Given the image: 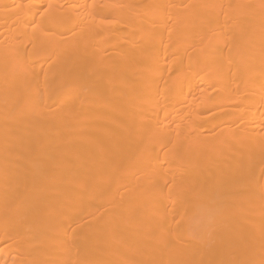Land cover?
Segmentation results:
<instances>
[{"label": "bare ground", "instance_id": "1", "mask_svg": "<svg viewBox=\"0 0 264 264\" xmlns=\"http://www.w3.org/2000/svg\"><path fill=\"white\" fill-rule=\"evenodd\" d=\"M0 264H264V0H0Z\"/></svg>", "mask_w": 264, "mask_h": 264}, {"label": "rangeland", "instance_id": "2", "mask_svg": "<svg viewBox=\"0 0 264 264\" xmlns=\"http://www.w3.org/2000/svg\"><path fill=\"white\" fill-rule=\"evenodd\" d=\"M51 64V60L46 61V66H49ZM53 69H56V67H52Z\"/></svg>", "mask_w": 264, "mask_h": 264}]
</instances>
